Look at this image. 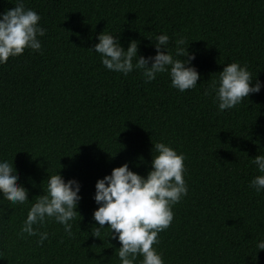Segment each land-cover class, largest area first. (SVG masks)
<instances>
[{
    "label": "trees",
    "instance_id": "trees-1",
    "mask_svg": "<svg viewBox=\"0 0 264 264\" xmlns=\"http://www.w3.org/2000/svg\"><path fill=\"white\" fill-rule=\"evenodd\" d=\"M16 3L0 0V12ZM24 3L47 31L39 50L26 47L0 64V157L13 160L29 198L14 204L0 194V264H120L109 229L92 235L95 183L125 162L146 176L155 142L184 154L188 188L153 245L164 264H264L256 248L264 239V191L249 186L260 174L251 161L264 154V87L224 111L211 91L204 94L231 62L264 82V0ZM103 31L125 48L138 41L144 56L155 54L157 34L169 36V51L185 37L197 85L180 92L166 72L145 83L137 70L124 76L106 69L90 49ZM58 171L81 185L73 234L48 222L41 228L48 238L38 244L18 232Z\"/></svg>",
    "mask_w": 264,
    "mask_h": 264
},
{
    "label": "clouds",
    "instance_id": "clouds-1",
    "mask_svg": "<svg viewBox=\"0 0 264 264\" xmlns=\"http://www.w3.org/2000/svg\"><path fill=\"white\" fill-rule=\"evenodd\" d=\"M39 20L40 13L27 7L24 0H17L14 7L0 12V64L6 63L10 56L19 55L26 47L41 48L38 37L47 29ZM97 39L98 43L90 49L100 55L102 65L110 71L127 76L137 70L145 83L166 72L171 86L180 92L194 88L200 78V73L191 63L195 53L189 52L183 36L175 40L174 49L169 51V36L157 34L155 54L149 56L139 55L136 40H131L125 48L119 36L105 31ZM262 87L264 82L253 79L247 65L231 62L223 67L218 80L213 81L204 94L209 95L211 91L218 102V111H224L234 108L250 94L260 92ZM153 152L156 154L146 176L133 171L125 162L95 183L94 200L98 207L92 219L98 226L92 235L101 238L100 229H109V237L120 243L115 250L120 264H137L138 256L142 257L139 264H164L162 253L153 245L159 243L158 234L173 221L172 206L187 195L183 175L184 154L164 142H155ZM251 163L260 174L250 181L249 186L260 193L264 191V154L256 155ZM18 179L19 172L13 160L0 157V194L14 204H24L29 201L28 189L18 183ZM80 188L76 178L66 181L59 171L48 175L47 186L43 187V194L37 195L35 202L31 203L18 235L37 236V243L42 244L48 238V232L41 231V228L48 222H55L63 226L68 236H72L71 221L78 212ZM256 248L264 250V239L257 241Z\"/></svg>",
    "mask_w": 264,
    "mask_h": 264
}]
</instances>
